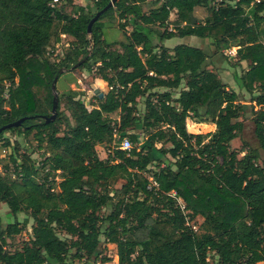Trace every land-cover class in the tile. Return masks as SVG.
Wrapping results in <instances>:
<instances>
[{"label": "trees", "instance_id": "obj_1", "mask_svg": "<svg viewBox=\"0 0 264 264\" xmlns=\"http://www.w3.org/2000/svg\"><path fill=\"white\" fill-rule=\"evenodd\" d=\"M109 1L61 0L52 6V0H0V126L27 117L7 130H35L38 146L47 149L39 167L47 173L38 179L34 160L0 133L3 146L12 148L13 167L12 178L0 174V202L32 220L29 238L12 250L9 244L28 219L0 226V264H68L70 249L80 260L106 264L109 257H98L100 236L115 245L117 264H207L210 252L218 264H264V0H153L146 11L148 0H117L92 24V51L72 68L91 45L90 19ZM198 7L205 11L201 19ZM172 10L176 22L168 30ZM107 17L117 19L124 40L106 39L105 29L113 27L102 21ZM63 33L72 41L51 61L46 53ZM184 36L202 38L211 53L223 45L233 67L246 62L236 80L260 107L254 119L257 146L241 150V156L229 149L241 128L239 93L209 69L204 47L162 43ZM229 48L233 55L225 52ZM60 68L85 69L109 89L94 95L98 103L91 108L78 91L58 94L68 114L59 111V101L56 116L46 122L41 116L51 114V84ZM116 111L118 119L110 116ZM187 118L212 122L215 129L189 132ZM137 128L145 135L140 145ZM114 132L131 147L113 148ZM102 144L108 146L105 158L96 150ZM118 178L125 182L111 194ZM116 193L122 195L117 201ZM108 203L111 210L102 218L98 212ZM197 217L202 221L196 227Z\"/></svg>", "mask_w": 264, "mask_h": 264}, {"label": "rangeland", "instance_id": "obj_2", "mask_svg": "<svg viewBox=\"0 0 264 264\" xmlns=\"http://www.w3.org/2000/svg\"><path fill=\"white\" fill-rule=\"evenodd\" d=\"M92 0H73L74 3H80V4H84V3H90ZM230 1L232 4L236 1V0H228ZM153 5V0H148L147 3H145L143 5V9L149 10V8ZM67 10H70V7H66ZM205 14V11L203 10V8L198 7L195 11V15L198 17V19H201ZM103 22H112V26H116L117 25V19L116 18H103L102 19ZM176 22V14H175V10H172L169 18H168V23H167V28L168 30L171 29L172 27H174V24ZM126 31L127 28H125ZM158 33H161L164 28L163 27H156L155 28ZM262 29H264V22L262 23ZM105 37L107 40L109 41H114V40H124L125 36L124 33L118 29L117 27H110V28H106L105 29ZM192 36H187L186 41H188V43L192 44V45H203V47L205 48V51L208 55H210L208 57V67L209 69L214 70L215 72H217L218 76L220 77L221 81L224 82L226 85L229 86V84H233L234 80H233V73L234 71H236L237 73H241L242 67H246L245 62L243 64H241L242 66H237V67H233L231 62H229L226 57L224 56V47L223 45H221L220 47V52H216L214 51V53H211V49L207 47L206 45V41L203 39H199V38H191L189 40V38ZM263 41H264V34H263ZM179 39H177V37H172L169 39H165L162 43L163 45H165L166 47H172L173 44H177V43H182L183 41H178ZM72 41V37L65 34L64 36H61V41L53 48V49H48V52L46 53V56L49 57V59L51 61L53 60H58L60 59L64 53L67 51L68 49V44ZM154 41L158 42L157 39L154 37ZM165 42V44H164ZM160 43V41H159ZM213 55H216L218 60L217 63L220 64V67H218L216 64H213L210 60V57H212ZM229 58V57H227ZM231 61L233 62V59H231ZM212 63V64H211ZM244 69V68H243ZM70 71V70H69ZM61 73H63L64 76H69V79L62 80L60 78V80H58V90L54 89L52 92L58 94H61L62 92H65L68 89H72L75 91H78L80 93V96L83 100V102L85 103V105L87 106V108H91V103H98V99L95 98V94L99 93V95L101 96L103 93H106L108 91V86L106 85V83H102V82H93V78H94V74L91 72L86 71L85 69H71L70 72H66V70L64 68H62ZM71 77V78H70ZM63 78V76H62ZM78 79V80H77ZM234 88L238 91L239 93V97L242 100L241 103L243 104L244 108H243V113L241 115L240 119V123H241V128L240 130L237 132V136L232 139L229 143V149L230 150H234L237 151L238 156H241L244 151H241L243 149L248 150L249 148H253L257 146V141L255 138V134H254V119H255V111L259 108L257 105L254 106L253 102H248L250 95L244 90V89H237V86L235 84ZM95 90H98V92H95ZM59 103V111H65L67 114V110L65 109L64 106V100L63 98L59 99L58 97V102ZM137 109L139 111V113H143L144 110V98H139L138 102H137ZM51 113V112H50ZM110 116L114 119H118L119 117V113L118 111L113 112L110 114ZM45 120V119H44ZM60 132L64 130V125L60 124L59 126ZM186 128L189 132H193V133H206L208 131H212L214 129V125L212 122H201L195 119H191V118H187L186 119ZM22 131V130H20ZM140 129L137 128L136 132H139ZM35 130H33L32 132H30L29 134L25 135L22 132L19 131H10V130H5L3 131V138L8 139L11 144H15L18 145L19 147V154H29V156L34 160L35 162V166L38 167V179H42L46 173H47V167H43V168H39L41 166V162L43 161L44 155H47L46 151L47 149H45V146H43L42 148H40L39 141L38 138L35 136ZM140 136H139V145L142 144V141L145 139V135L142 132H139ZM144 135V136H143ZM3 140H0V174L3 175H8L11 176V178L13 177V167L10 164V160H9V153L12 152V148L10 147H5L3 146ZM107 144H102V145H97L96 146V150L97 153L99 155V157L101 158H105L107 156ZM156 148L159 147V144L157 143ZM155 152V151H153ZM156 155V152H155ZM163 161V164L166 163H170V160L167 158L162 157L161 158ZM260 163L261 165L264 167V152H261V157H260ZM6 165V166H5ZM150 170L155 169V163H152V165L149 166ZM58 172V171H57ZM52 175L49 176V178ZM56 179H59V176H55V181ZM125 182L124 179L122 178H118L116 179L112 184H111V188L110 189V193H114V189H118L121 187V185ZM56 189V188H55ZM122 195L120 193H116L114 195V200L117 201V199H119ZM111 210V205L108 203L107 205L103 206L101 208V210L98 212L99 216L104 218ZM25 218L28 219V223L26 225V228L18 235H15L13 237L12 242L9 244L10 245V249H14L16 246L21 245V243L28 239L31 233V223L32 220L29 218V214L26 211H21L18 212L16 214H12L9 212V209L7 207V205L5 203H1L0 202V226L4 227L7 223L10 222H14V221H19L22 222ZM202 221V218L197 217L196 219H194L192 222L195 224V226L197 227ZM107 226V221L105 219H102L100 221V227L103 230L105 227ZM60 237L62 238H66L69 239V237L60 232L58 234ZM73 249H70L67 256H66V261L68 264H90V262L85 261V260H80L76 257H73ZM138 252V251H137ZM102 256H106L109 257V261L106 264H117L118 263V257L116 254V247L113 243H106L103 236H100V246H99V254L98 257H102ZM207 264H218L217 261V256L210 252L208 254V261Z\"/></svg>", "mask_w": 264, "mask_h": 264}, {"label": "water", "instance_id": "obj_3", "mask_svg": "<svg viewBox=\"0 0 264 264\" xmlns=\"http://www.w3.org/2000/svg\"><path fill=\"white\" fill-rule=\"evenodd\" d=\"M117 0H110L104 7H102L100 10H98L94 15L93 17L90 19L88 25H87V32L89 33V39H90V47H88V52H87V55H85L83 58H81L80 60H78L73 66L72 68H76L78 67L82 62H84L85 59H87V57L89 56V54L91 53L92 51V39H91V26L92 24L97 20V18L104 12L106 11L109 7L113 6L114 3L116 2ZM62 71V68H60L58 70V74H60ZM58 74L55 75V77L53 78V81H52V84H51V88H52V91L55 89V83L57 81V78H58ZM95 92H98V90H95ZM57 105H58V96L56 93H54L53 95V102H52V110H51V114L50 115H44V116H41L43 119H45L46 122L54 119V117L56 116V113H57ZM27 117H22L20 119H17L15 121H12L10 123H7V124H4L2 126H0V133L9 129L10 127H13V126H19L20 124L23 123L24 120H26Z\"/></svg>", "mask_w": 264, "mask_h": 264}, {"label": "crops", "instance_id": "obj_4", "mask_svg": "<svg viewBox=\"0 0 264 264\" xmlns=\"http://www.w3.org/2000/svg\"><path fill=\"white\" fill-rule=\"evenodd\" d=\"M113 27H116V26H113ZM127 28V30H130V27H126ZM196 36H192V37H190L189 38V40L191 39V38H195ZM196 38H199V37H196ZM125 39V38H124ZM177 39H179L178 41H183L182 43H185V44H190V43H188V41H186V39H187V36H184V37H177ZM199 39H202V38H199ZM164 44H165V42H164ZM177 44H179V43H177ZM166 45V44H165ZM174 45H176V44H173V46ZM192 45V44H191ZM167 46V45H166ZM172 46V47H173ZM194 46H197V45H194ZM172 47H169V48H172ZM197 47H203V45H198ZM210 60H211V62L213 63V64H216L218 67H220V64L219 63H217V60H218V58H217V56L216 55H213L211 58H210ZM245 61H242L241 62V64H243ZM211 63V64H212ZM245 64H246V62H245ZM242 66V65H241ZM246 66V65H245ZM242 68H244V67H242ZM66 72H70V71H66ZM236 74H239V73H237L236 71H234V73H233V80H234V83L233 84H229V86L227 85V87L228 88H231V89H233V90H235V91H237L235 88H234V86H235V84H236V86H237V89L239 88V86H238V83H237V80H236ZM63 76V78L62 77H60L62 80H67V79H69V76H64V75H62ZM71 78V77H70ZM60 80V79H59ZM78 80V79H77ZM93 82H102V83H105L102 79H100V78H93ZM240 89V88H239ZM154 90H156V91H165V90H168L167 88H164V87H157V88H155ZM238 92V91H237ZM173 94V96H177V93L176 92H173L172 93ZM249 102V101H248ZM214 125V124H213ZM214 129H215V125H214ZM213 129V130H214ZM212 130V131H213ZM212 131H208V132H212ZM193 133V132H192ZM207 133V132H206Z\"/></svg>", "mask_w": 264, "mask_h": 264}, {"label": "built area", "instance_id": "obj_5", "mask_svg": "<svg viewBox=\"0 0 264 264\" xmlns=\"http://www.w3.org/2000/svg\"><path fill=\"white\" fill-rule=\"evenodd\" d=\"M60 2H61V0H52L51 5L54 6L56 4H59ZM64 35H65L64 33L61 34V36H64ZM225 52L230 54V55H233L235 53V49L229 48V49L225 50ZM258 107H260V106H258ZM261 107L264 109V105ZM112 146H113V148L129 149L131 147V143H130L129 139L126 137L119 139V135L117 134V132H114L113 133ZM171 194L173 196H175L174 192H171ZM178 201H179L178 203L180 204L181 209H183L184 206H183L181 200L178 199ZM193 228H195V226H193Z\"/></svg>", "mask_w": 264, "mask_h": 264}]
</instances>
